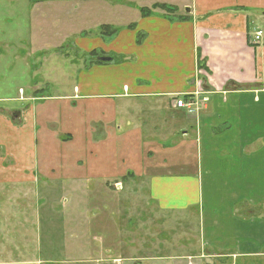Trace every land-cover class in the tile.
<instances>
[{
	"label": "crops",
	"instance_id": "0c3cea01",
	"mask_svg": "<svg viewBox=\"0 0 264 264\" xmlns=\"http://www.w3.org/2000/svg\"><path fill=\"white\" fill-rule=\"evenodd\" d=\"M136 1L126 24L88 44L96 56L68 60L79 63L69 93L43 91L0 113V135L14 136L22 159L12 181L36 179L45 196L76 190L69 206L84 214L73 211L68 222L83 233L80 249L94 196L83 182L105 183L97 186L103 205L90 211L98 224L121 214L112 185L132 183L134 197L147 199L135 214L156 208L195 218L194 231L142 219L119 249L133 262L264 264V0ZM153 5L181 10L142 17ZM98 19L99 28L113 25ZM177 100L191 102V112ZM25 112L29 125L19 128ZM157 247L171 254L156 255Z\"/></svg>",
	"mask_w": 264,
	"mask_h": 264
},
{
	"label": "rangeland",
	"instance_id": "374dc122",
	"mask_svg": "<svg viewBox=\"0 0 264 264\" xmlns=\"http://www.w3.org/2000/svg\"><path fill=\"white\" fill-rule=\"evenodd\" d=\"M136 3V0H0V113L11 106L23 108L28 98L43 91L50 96L69 93L79 63L71 65L68 60L74 57L76 60V53L88 57L93 51L87 53V46L97 38V32L105 33L126 24L122 19L125 14L137 11ZM98 17L113 25L99 28L100 25H95ZM257 27L256 22L255 30ZM23 116L15 121L21 123L19 128L29 125L28 113ZM9 117L12 120V115ZM13 137L0 135V264H151L133 262L131 255L119 251L131 238V230L139 229L142 219L149 228L157 223L160 226L163 218L165 227L173 224L194 231L190 222L194 223L195 218L182 212L162 213L155 208L154 214H135V206L142 207L147 199L145 193L134 197L129 189L132 183L126 186L122 183L123 190L112 185L109 191L115 200L121 201L118 204L121 214L111 215L114 222L105 220L98 224L95 218L101 215L90 211L103 205L97 186L105 183L90 181L83 182L85 187L89 186L83 189L87 195L94 194L89 199L87 216L92 219L90 227L97 224L99 227L90 229L85 220L79 221L89 228L83 239L88 245L83 249L74 246L81 242L83 233L68 221L73 211L84 214L83 210L69 206L76 190L66 191L58 186L45 196L36 179L23 183L12 181L22 174L19 148L9 141ZM78 197L82 199L81 195ZM84 200L88 202L87 198ZM178 228L174 239L182 231ZM107 248L114 252L95 254ZM154 251L156 255L171 254L162 247Z\"/></svg>",
	"mask_w": 264,
	"mask_h": 264
},
{
	"label": "trees",
	"instance_id": "16d2710c",
	"mask_svg": "<svg viewBox=\"0 0 264 264\" xmlns=\"http://www.w3.org/2000/svg\"><path fill=\"white\" fill-rule=\"evenodd\" d=\"M151 10H162V11H165L166 13H173V9H172V7H167V6H165V5H153L150 9H143V10H141V16L142 17H145V16H147V15H149L150 13H151ZM112 29V28H111ZM111 29H108L105 33H104V35H108V32H110L111 34H113L114 33V30H111ZM91 56H96V54L94 53V52H92L91 54H90ZM100 57H98V59H99ZM97 59V60H98ZM99 61V60H98ZM100 62V61H99Z\"/></svg>",
	"mask_w": 264,
	"mask_h": 264
},
{
	"label": "built area",
	"instance_id": "2783aa9c",
	"mask_svg": "<svg viewBox=\"0 0 264 264\" xmlns=\"http://www.w3.org/2000/svg\"><path fill=\"white\" fill-rule=\"evenodd\" d=\"M261 36H262V33L260 31H256L254 33V35H253V41L255 43L259 42ZM191 105H192L191 102L186 103V102H183L181 100H177L176 103H175L176 107H182V108L184 107V108H186L189 111V113L191 112ZM115 187L117 189H120L121 188L120 183L119 184H115Z\"/></svg>",
	"mask_w": 264,
	"mask_h": 264
},
{
	"label": "water",
	"instance_id": "95a60500",
	"mask_svg": "<svg viewBox=\"0 0 264 264\" xmlns=\"http://www.w3.org/2000/svg\"><path fill=\"white\" fill-rule=\"evenodd\" d=\"M186 12H188L187 10H186ZM100 62H109V61H111L112 59L111 58H108V57H100L99 59H98ZM14 116H17V114L16 115H14ZM14 117H13V115H12V119H13ZM15 119V118H14Z\"/></svg>",
	"mask_w": 264,
	"mask_h": 264
}]
</instances>
